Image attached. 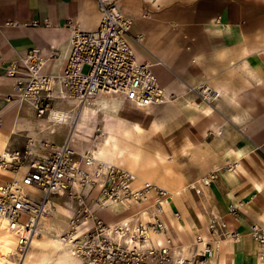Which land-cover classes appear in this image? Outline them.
<instances>
[{
  "label": "crops",
  "instance_id": "obj_1",
  "mask_svg": "<svg viewBox=\"0 0 264 264\" xmlns=\"http://www.w3.org/2000/svg\"><path fill=\"white\" fill-rule=\"evenodd\" d=\"M116 3L131 19L127 42L134 57L150 64L166 99L146 107L128 104L149 114L135 122L141 148L146 146L140 154L150 153L175 175L168 174L172 185L167 180L154 183L170 193L171 206L178 210L177 218L165 207L161 215L175 250L188 256L202 248L197 242L202 238L219 245L208 264H264V245L249 235L252 225L264 230V0ZM98 18L95 0H0V154L28 138L33 147L50 142L59 127L35 118L26 102L3 100L12 93L13 79L5 75L8 63L34 49L43 62L41 71L56 76L68 50L66 20L92 30ZM205 89L210 97L202 100ZM94 98L103 100L106 95ZM94 98L78 115L77 122L85 129L77 131V144L95 123L117 120L132 131V116L118 114L127 102L115 100L119 111L107 113ZM111 128L102 130H109V139ZM112 143L118 147L117 140ZM210 171H215L214 179L201 185L199 178ZM129 206L127 213L142 205ZM56 212L51 207L47 216L55 218ZM123 217L127 215L113 222ZM211 222L223 224L238 237L209 236Z\"/></svg>",
  "mask_w": 264,
  "mask_h": 264
},
{
  "label": "built area",
  "instance_id": "obj_2",
  "mask_svg": "<svg viewBox=\"0 0 264 264\" xmlns=\"http://www.w3.org/2000/svg\"><path fill=\"white\" fill-rule=\"evenodd\" d=\"M95 2L99 18L94 29L81 30L66 20L70 29L68 50L56 76L41 71L43 62L34 49L27 50L18 61L8 63L5 75L13 79V84L11 95L3 98L5 102H26L36 118L46 120L67 111L68 125L72 124L76 110L99 95L112 96L136 107L165 102L164 91L150 64L137 61L128 45L131 19L121 13L117 0ZM134 38L140 40V34ZM209 97L210 91L206 89L200 96L202 100ZM68 102H76L77 106L70 110L71 107L65 105ZM31 149H34L33 153ZM74 154L67 137L57 145L39 142L37 147H33L28 138L22 146L5 149L0 154V170L11 176L10 179L0 176V217L5 218L9 230L15 231L14 250L18 255L28 248L29 239L39 233L38 220L46 211L45 204L50 203L52 195H60L65 189L70 191L72 181H77L80 186L93 184L82 168L87 157L80 155L75 160ZM97 165L92 176H101V183L93 199L94 207L87 206L77 195L76 207L68 217L67 227L57 235L84 264L209 263L207 260L214 256L217 247L203 242L201 249L188 256L175 254V244L167 227L162 225L157 213L149 212L155 208L161 210L163 206L172 218H177L178 210L171 206L169 193L153 182L136 179L129 170L115 164L101 161ZM225 168L230 170V166ZM16 175L18 180H15ZM214 176L215 171L207 172L198 182L207 185ZM21 187L41 190V203L36 204L28 192L21 195ZM138 202L149 205L126 214L134 220L132 226L129 222L109 226L98 216L106 206L128 207ZM141 211L147 212V219L142 218ZM228 211L235 213L232 208ZM128 229L132 230L128 241L122 239L121 243H116L110 238L115 233L122 237ZM208 231L209 236L223 238L226 233L233 239L238 237L236 232L226 231L223 224L215 222L208 225ZM249 235L263 247L264 230L252 225ZM154 236L160 239L155 240Z\"/></svg>",
  "mask_w": 264,
  "mask_h": 264
},
{
  "label": "rangeland",
  "instance_id": "obj_3",
  "mask_svg": "<svg viewBox=\"0 0 264 264\" xmlns=\"http://www.w3.org/2000/svg\"><path fill=\"white\" fill-rule=\"evenodd\" d=\"M108 97L109 96H106V98H105L106 100L105 99H103V100L98 99L95 102H102L103 106L107 107L105 109V112H107V113H115V112L119 111L118 107L116 105V103H118L117 102L118 100L117 101L111 100L110 97L109 98ZM65 105L67 107H71V103H66ZM31 110H32V108H31ZM70 110H72V108ZM65 112H67V111H65ZM96 113H97V110H95V114ZM77 114H78V110L76 111V116H77ZM118 114H121V115L122 114H130L132 116V119H133L132 124L133 125L130 127L132 130L131 132L124 130L123 126H120V124H118L117 120L114 122L110 121V123L107 122V124H105V125H99V123H95L94 125H91L86 130H84V133L82 134L81 140H80V142H78V144H77V141H79V138L77 139L78 132H77V127H76L77 126V119H76L77 117L75 116V118L73 120V126L71 125L72 126L71 130L69 129V132H68V134H69L70 132H72V130H75V131H73V134L71 137L72 148L75 152L73 158L75 160L76 159L78 160L79 156L81 154L85 155V154H90V153H92V157H93V155L98 154L100 151H102L104 156L102 157L101 161H103L105 163H112V164H115L117 166H121L122 168L124 167L125 169L129 170L130 173L132 172V174H134L137 178L145 180V181L156 183L157 185L159 183H167V181H169L168 184L172 185L173 180H170L171 178H169L168 174H170L171 176H175V175H172V172L167 167L165 168V166H163L164 167V169H163L161 167L160 161L157 160L156 157H154L150 153L146 154L145 152H142L143 154H140V149H142V148L145 149L146 146L144 144H142V148H141L140 140L142 137L139 135L140 129L138 126L135 125V122L139 121L140 119H145L147 117V115H149V114H147V112L143 109L130 106L128 103L124 104L123 109L120 112H118ZM58 116H60V117H58ZM58 116H57V119H59L62 122L65 121V123L61 126L59 125V127H57V131L53 132V135H52L53 138L49 142V143L52 142V144L53 143L59 144L64 140V138L67 137V131H66L67 129L66 128L69 127L68 120L63 119V117H67V116L64 114H59ZM46 121L49 123L48 120H46ZM49 124H53V123H49ZM107 127H112L111 129L113 130V134L111 136L112 137L111 139H109V130L108 129L106 130L105 133L102 131L104 128H107ZM105 139H108L109 141L110 140H112V141L117 140L118 147L115 150L107 147V145L105 144ZM73 144L74 145L77 144L76 145L77 147L73 146ZM118 148L119 149L122 148V149H124V151L118 150ZM98 161H100V160H98ZM163 172L167 174L165 177H164L165 174H163ZM153 180H155V182ZM165 180H167V181H165ZM75 183L77 185V181ZM91 185L92 184H88V185H84V186H80V185L78 186L77 185L75 189L71 187L70 191L68 189H65L60 195L59 194L58 195H52L50 197V206L52 207V210L57 211L56 212L57 216H55V218L52 216H47L48 213L43 216V218L40 222V229H41V232H43V233H41L42 235L36 236L35 239L42 240V241H46L48 239H52L55 237H56V239H58L57 235L61 231L64 230V228H63L64 223L67 222L68 217L70 216L71 212H73V209L76 207L77 195L80 197V199L87 206H90V208H93L94 207L93 199L97 193V190L94 189V187H92ZM182 187H184V186H182ZM182 187H180V190H182ZM28 194L35 201H38L41 198L40 194L37 192H34V191L31 192L28 190ZM86 198H88V199H86ZM128 207L131 208L130 206H128ZM128 207H125L123 205H114V206H110V207L107 206L106 208L103 209V211H100L98 213V216L103 221H105V222L108 221L107 223H109V222L112 223L116 219H119L122 216L126 215L127 211L129 210ZM62 216L64 217V221H63ZM104 217H106V218H104ZM59 223H63L60 225L61 227L58 226ZM54 224H56L58 227H54L53 226ZM45 225H47L49 227L51 225L53 227V229H47L46 230V229H44ZM65 226H66V223H65ZM60 228L62 230H60ZM59 230H60V232H59ZM33 248L34 247L30 246L27 253L34 251ZM13 250H14L13 246L8 248L6 250L5 257L9 260L16 262V259L13 256ZM32 262H34V260H32ZM19 264H23V262H21Z\"/></svg>",
  "mask_w": 264,
  "mask_h": 264
},
{
  "label": "bare ground",
  "instance_id": "obj_4",
  "mask_svg": "<svg viewBox=\"0 0 264 264\" xmlns=\"http://www.w3.org/2000/svg\"><path fill=\"white\" fill-rule=\"evenodd\" d=\"M106 96H108V95H106ZM109 97H110L111 100H118L117 98H114L112 96H109ZM68 103H71L75 107L77 106V103L76 102H68ZM88 105H90V104L87 102V103L83 104L81 106V108L78 109L79 110L78 111L79 114H77V116L75 114V116L77 117L76 118L77 120H78V117L80 115H83V112L82 111ZM62 113H65L66 114L67 112L64 111ZM62 113H60V114H62ZM67 114H66L67 117H63V119H67L68 120L69 116ZM57 115H59V114H57ZM74 118H73V120H74ZM43 119H45V118H43ZM48 121L50 123L57 124V125H63L65 123V121L62 122L59 119H57V116L52 117V119L51 120H48ZM71 125L73 126V122L68 127V129H70V130H71V127H72ZM76 127H77V131H82L83 129H85V127H83V125H81L79 122H77V126ZM73 131H75V130H72V132H70L68 134V136H67L68 141H69V144L71 146H72L71 137H72ZM42 142H47V141H42ZM105 144L107 145V147H110L113 150H115L117 148L116 144L115 143H112V141H109L108 139H105ZM33 151H34V149H31V153H33ZM88 155H90V154H85V155L81 154V156H83L84 158L87 157L86 158L87 161H83V163H82V168L85 171L84 172L85 176H87V178L89 176L90 177V181H94L91 186L94 187V189L98 190V188L100 187V183H101V176L95 178L94 176H92V173L94 172L95 168L98 169V165L97 164H99L101 162V161H98V160L101 157H103L104 154H103L102 151H100L98 154L93 155V157H92V155H90V157ZM0 176H3L4 178H8V179L11 178L10 174L4 172L3 170H0ZM15 178H16L15 180H18V175H16ZM75 182L76 181H72L71 182L73 184L72 185V188H74V189L78 185V184L76 185ZM28 190L31 191V192L34 191V192L39 193L40 196H41V198H42V191L41 190L34 189L32 187H28V188L27 187H21L20 190H19V193L21 195H23L24 193L28 192ZM166 192L169 193L168 191H166ZM41 198L38 201H35V200H33V201L36 204H40L41 203ZM149 202H151V201H149ZM140 203L141 202H138L135 205H138V204L139 205H142L140 208L149 205V203H141V204ZM130 205H132V204H130ZM45 208H46V211L41 214V216H40V218L38 220V226H39V228H40V222H41L43 216L46 215L47 213H49L50 210H51L50 203L49 204H45ZM161 208H162L161 210L160 209L158 210V209L155 208V209H153L154 211L153 210H150V211L147 210V211H149V212L152 211L154 213H157V216H159V219H160L162 225L163 226H166L163 223V221L161 220V215L163 214V206ZM141 216H142V218L147 219V212L141 211ZM23 219H25V216H23ZM128 222L132 226L134 220H131L130 218L125 217V218H122L121 220L116 221V222H112V223L109 222L108 225L109 226H113V224H118V225L125 224V225H127ZM66 227H67V222H66ZM65 228H64V230H65ZM44 229L47 230V229H50V228H49V226L45 225L44 226ZM41 233H43V232H41V229H40L39 233H36L34 236L31 237L30 244H29L28 248L22 253L21 256L18 255V253L15 250H13V256L16 259V262H14L12 260L7 259L5 257V253H6V250L8 248H10L11 246H13V248L15 249V241H16L15 231L9 230L6 227V220H5V218L0 217V264H17V263L19 264L21 262H23V264H84L83 261L80 259V257H78L76 254H74L72 252L71 247H68L66 244H64L58 237L57 238L59 240L56 239V237L55 238H52V239H48L46 241H42V240L35 239L36 236L42 235ZM131 233H132V230L131 229H128L124 233V235L122 237H119V236H121L120 234L115 233L113 236H110V238L114 242H116V243H121L122 239L128 241L129 238H130V236H131ZM152 234L155 235L154 233H152ZM148 236H149V234H147V237ZM155 236H154V239L155 240H159L160 239V238H157ZM215 237H216V235H214V238ZM229 238H231V237L229 236ZM231 239H233V238H231ZM203 242H205V241L201 238V241H199V245H202ZM216 242H214L215 243V247L219 246L218 244H216ZM30 246L31 247H34L33 248L34 251H32L30 253H27L28 250H29V248H30ZM212 252H213V249H212ZM175 254H178L179 256L183 257V255L181 254L180 250H178V251L175 250ZM211 258H209L207 261H209ZM263 259H264V257H263ZM32 260H34V262H32Z\"/></svg>",
  "mask_w": 264,
  "mask_h": 264
},
{
  "label": "snow or ice",
  "instance_id": "obj_5",
  "mask_svg": "<svg viewBox=\"0 0 264 264\" xmlns=\"http://www.w3.org/2000/svg\"><path fill=\"white\" fill-rule=\"evenodd\" d=\"M29 242H30V239H29Z\"/></svg>",
  "mask_w": 264,
  "mask_h": 264
}]
</instances>
